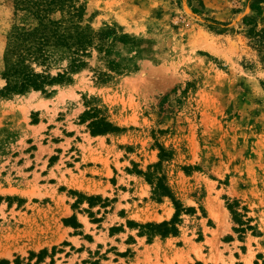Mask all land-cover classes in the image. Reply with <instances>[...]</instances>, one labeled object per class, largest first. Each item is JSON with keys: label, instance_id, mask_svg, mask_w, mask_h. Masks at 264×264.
<instances>
[{"label": "rangeland", "instance_id": "1", "mask_svg": "<svg viewBox=\"0 0 264 264\" xmlns=\"http://www.w3.org/2000/svg\"><path fill=\"white\" fill-rule=\"evenodd\" d=\"M76 1L102 49L45 92L0 95V264H264V3ZM12 24L0 0V89ZM80 151L100 193L71 187ZM160 177L177 233L148 238L175 213Z\"/></svg>", "mask_w": 264, "mask_h": 264}, {"label": "trees", "instance_id": "2", "mask_svg": "<svg viewBox=\"0 0 264 264\" xmlns=\"http://www.w3.org/2000/svg\"><path fill=\"white\" fill-rule=\"evenodd\" d=\"M262 3L264 0H257V4L251 8L260 11ZM82 9L76 0H13V24L6 35L3 55L1 77L5 85L0 89L1 96L23 94L29 90L45 92L47 86L67 80L68 71L84 68L91 47L102 49V33L80 25ZM64 59L67 60L66 66L52 74L54 63ZM95 124L98 133L118 130L103 118H99ZM158 180V193L172 200L175 213L169 221L140 225L152 231L150 234L143 230L139 232L148 238L155 234L165 236L177 233L180 205L163 183V177ZM89 205L92 206L90 201ZM64 223L70 224V219H65ZM45 252L43 250L41 253ZM42 254L38 255L37 260L41 259Z\"/></svg>", "mask_w": 264, "mask_h": 264}, {"label": "crops", "instance_id": "3", "mask_svg": "<svg viewBox=\"0 0 264 264\" xmlns=\"http://www.w3.org/2000/svg\"><path fill=\"white\" fill-rule=\"evenodd\" d=\"M80 133V132H79ZM84 137H88L90 139H94L95 137L90 135L89 133L83 132V136L80 135V138L83 139ZM78 144H86L85 141H77ZM94 147V146H93ZM102 151V155L104 152V149H101ZM126 160V159H125ZM118 162L120 164H123L126 161H122V160H118ZM109 169L111 170V172L114 171V163H113V158L112 156L109 157ZM73 166L69 167L72 171V177L66 173L67 175L66 178L67 179H72V181H74V185L71 186L72 188L75 187V189L79 190V191H83L84 193H100L97 189L100 187L99 182H102V177L99 174L100 172L104 171V166L102 165L101 162L99 161H92V160H88V159H83V154L82 151H80L79 157L77 160L74 161ZM129 175V177H131V173H127ZM151 220H155V218H150ZM164 219V218H162ZM161 219V220H162ZM149 220V219H146ZM69 225H72V223L70 222ZM64 227L67 228V226L64 225ZM73 228V227H72ZM119 233H122V231H120ZM115 236H117L118 233H114ZM78 235H71L69 236L71 237H75ZM108 237L110 238V236L108 235ZM136 238L138 240L143 239L142 237L136 236ZM169 239L168 237L165 238H160V240H167ZM147 245H151L152 243H146Z\"/></svg>", "mask_w": 264, "mask_h": 264}]
</instances>
